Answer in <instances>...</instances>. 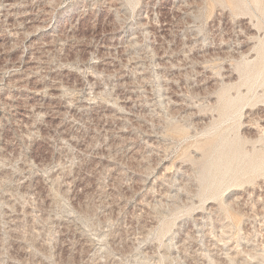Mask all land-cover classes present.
<instances>
[{"label":"rangeland","instance_id":"1","mask_svg":"<svg viewBox=\"0 0 264 264\" xmlns=\"http://www.w3.org/2000/svg\"><path fill=\"white\" fill-rule=\"evenodd\" d=\"M0 264H264V0H0Z\"/></svg>","mask_w":264,"mask_h":264}]
</instances>
